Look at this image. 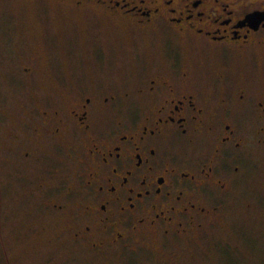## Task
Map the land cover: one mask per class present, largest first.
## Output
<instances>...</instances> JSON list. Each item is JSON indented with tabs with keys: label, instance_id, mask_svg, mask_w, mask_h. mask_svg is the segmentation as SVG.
I'll use <instances>...</instances> for the list:
<instances>
[{
	"label": "flooded vegetation",
	"instance_id": "1",
	"mask_svg": "<svg viewBox=\"0 0 264 264\" xmlns=\"http://www.w3.org/2000/svg\"><path fill=\"white\" fill-rule=\"evenodd\" d=\"M75 6L131 31L118 48L133 62L123 100L118 90L81 85L67 111L35 110L34 134L79 146L70 152L83 203L75 238L129 247L134 236L158 243L200 232L245 152L264 155V0ZM102 114L118 118L101 126ZM34 156L22 152L18 162Z\"/></svg>",
	"mask_w": 264,
	"mask_h": 264
},
{
	"label": "rangeland",
	"instance_id": "2",
	"mask_svg": "<svg viewBox=\"0 0 264 264\" xmlns=\"http://www.w3.org/2000/svg\"><path fill=\"white\" fill-rule=\"evenodd\" d=\"M130 34L75 0H0V264H264L261 152H245L198 233L158 243L134 236L129 247L75 238L83 203L70 152L79 146L34 134L42 123L35 110L67 111L81 85L118 90L123 100L133 62L118 46ZM117 118L102 114L99 123ZM22 152L35 156L19 163Z\"/></svg>",
	"mask_w": 264,
	"mask_h": 264
}]
</instances>
